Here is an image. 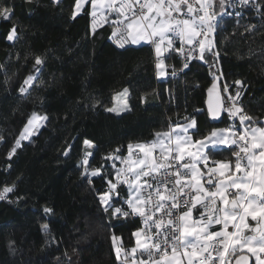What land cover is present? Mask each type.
Listing matches in <instances>:
<instances>
[{
    "label": "trees",
    "instance_id": "16d2710c",
    "mask_svg": "<svg viewBox=\"0 0 264 264\" xmlns=\"http://www.w3.org/2000/svg\"><path fill=\"white\" fill-rule=\"evenodd\" d=\"M257 2L264 5V0ZM74 3L0 0V6H14L11 21L0 19V136L6 141L0 143V187L16 181L8 197L12 203L0 201V264H117L111 235L122 237L125 247L134 245L131 233L140 226L139 217L109 223L97 193L80 175L83 169L77 164L85 139L97 146L87 149L94 152L89 171L103 165L102 171L114 174L113 161L102 157L117 147L123 156L129 142L151 141L155 132L183 123L185 116H194L201 132L228 126L225 115L222 122L205 123V91L213 79L208 64L194 59L179 76L159 81L151 45L117 47L109 39L111 23L101 25L93 35L88 4L73 20ZM226 8L232 13L219 19L213 34L221 53L217 64L223 73L221 86L243 81L245 111L264 119V12L253 4L239 5L238 0ZM215 11H221L218 3ZM13 23L20 38L9 41ZM249 25L255 30L246 32ZM36 56L46 59L40 73L44 84L21 96L18 89L33 71ZM166 61L179 65L173 54ZM126 87L131 91V112L105 111L115 106L114 95ZM234 90L235 85L232 94ZM142 94H149L143 103ZM94 99L100 101L95 110ZM33 111L47 114L46 125L7 159ZM69 145L70 154L65 156ZM231 151L225 148L214 158L228 159ZM93 184L100 192L106 188L100 177H94ZM121 195L127 196L126 186H121ZM44 206L53 208L54 214L46 216ZM43 224L49 225V233L41 231ZM9 241L15 242L14 252Z\"/></svg>",
    "mask_w": 264,
    "mask_h": 264
},
{
    "label": "snow or ice",
    "instance_id": "6c2138e0",
    "mask_svg": "<svg viewBox=\"0 0 264 264\" xmlns=\"http://www.w3.org/2000/svg\"><path fill=\"white\" fill-rule=\"evenodd\" d=\"M60 2L52 0L53 4ZM89 2L92 34L103 21L113 25L109 39L117 47L141 42L151 45L157 78L168 74L165 60L173 51L188 61L198 50V58L209 65L214 80L208 89L205 123L222 122L225 113L230 121L227 127L206 128L201 132L197 119L185 116L184 123L170 124L167 131L155 132L151 141L129 142L127 156H122V148L117 147L102 157L105 162L120 160L124 163L125 167L120 169L113 164L114 174L102 171L103 165L89 171L94 152L87 149L97 146L92 140L83 141L85 151L77 167L83 169L81 177L86 178L97 193L109 223L121 217H139L141 220V226L131 233L135 240L133 246L125 247L122 237L111 235L117 264H233V261L249 264L250 260L252 264H264V119L245 111L241 99L246 89L243 81L225 82L219 91L216 84L217 80L223 79V73L217 68L221 53L212 37L219 27L218 17L230 15L225 8L226 5L234 6V0ZM217 3L220 13L213 11ZM238 3L243 6L253 4L264 12V5L257 0H238ZM82 10H85V0H75L71 18L76 19ZM13 16L14 6H0V19L11 21ZM17 27L13 23L7 40L20 38ZM254 30L252 25L245 29L246 32ZM177 41L178 48L175 46ZM208 57L212 58L211 62ZM45 63V58L35 57L33 71L18 89L21 96L29 95L33 88L44 84L40 73ZM188 67L185 62L180 71ZM171 75H176L174 66ZM8 79L10 77L5 83ZM233 85L236 86L234 95ZM147 95H141L142 103ZM117 97L124 100L122 107H107L105 111L131 112L130 89L123 88L113 99ZM98 104L100 101L94 99L92 109L95 110ZM196 112L203 110L196 109ZM237 117L239 125L232 122ZM48 119L47 114L31 112L6 158L11 159L17 153L22 141L31 142V137L46 125ZM4 142L5 138L0 136V143ZM71 147L64 150L65 156L70 154ZM225 148L238 150L231 151L228 159H215L214 155ZM94 177L105 182L103 192L95 188ZM124 185L127 186L126 197L121 195ZM15 188L16 181L0 187V201L12 203L8 197ZM43 213L46 216L54 214V209L44 206ZM41 231L49 233V225L43 224ZM14 243L9 241L13 252Z\"/></svg>",
    "mask_w": 264,
    "mask_h": 264
},
{
    "label": "built area",
    "instance_id": "2783aa9c",
    "mask_svg": "<svg viewBox=\"0 0 264 264\" xmlns=\"http://www.w3.org/2000/svg\"><path fill=\"white\" fill-rule=\"evenodd\" d=\"M235 1V0H234ZM213 11H215V8L213 9ZM225 11L227 12V13H230V15H231V13L232 12H230V10L229 9H225ZM216 13H220V11H215ZM225 16H228V15H224V16H222V17H225ZM221 17H218V19H220ZM103 24H105V23H103V21H101V23H100V25L97 27V28H99L101 25H103ZM213 39H214V36L212 37ZM177 48L178 47H180V44H179V42L177 41V43H176V45H175ZM175 57H176V60L179 62V65H176L174 62H167V64H166V69H167V73H168V75L169 76H173V75H171V72H172V70H173V66H174V68H175V70H176V75L175 76H179L180 75V69L181 68H183V65H184V63L185 62H187L188 64L191 62V61H193L194 59H198V57H199V53H198V50H197V53H196V56L193 58V59H191V60H188V61H186L185 59H184V57H182V56H180V55H178L177 53H175L174 51H173V53H172ZM235 91V90H234ZM234 95V94H233ZM226 117H227V114L225 113L224 114ZM237 120H239V118L237 117V118H235L234 119V121H232V122H234L236 125H238L236 122H237ZM230 123V121L228 120V124ZM227 124V125H228ZM238 150V149H237ZM140 219V218H139ZM140 222V226H141V220L139 221ZM139 226V227H140Z\"/></svg>",
    "mask_w": 264,
    "mask_h": 264
},
{
    "label": "crops",
    "instance_id": "0c3cea01",
    "mask_svg": "<svg viewBox=\"0 0 264 264\" xmlns=\"http://www.w3.org/2000/svg\"><path fill=\"white\" fill-rule=\"evenodd\" d=\"M74 4H75V3H74ZM86 4H88V6H89V12H90V11H91V4H90L89 0H85V7H86ZM112 18H114V17H112ZM144 43H145V42H141V44H144ZM134 46H135V45H134ZM167 62H168V61L165 60V65L167 64ZM165 71H166V68H165ZM155 74H156V70H155ZM166 78H167V75H166L165 77H162V78H157V76H156V79L159 80V81H160V80H164V79H166ZM121 99H122V98H121ZM121 102H122V103L120 104V107H122V105H123V103H124V100L122 99ZM120 107H119V108H120ZM183 123H184V122H183ZM174 125H175V124H174ZM224 127H227V126L214 127V128H224ZM168 129H169V128H168ZM168 129H167V130H168ZM167 130H166V131H167ZM153 139H154V138H153ZM153 139H151V140H153ZM222 160H223V159H222ZM214 228H216V230H219L218 226H214ZM231 230H232V229L229 228V231H231ZM133 240H134V238H133ZM134 243H135V240H134ZM117 246H119V242L117 243ZM122 258H123V257H122Z\"/></svg>",
    "mask_w": 264,
    "mask_h": 264
},
{
    "label": "rangeland",
    "instance_id": "374dc122",
    "mask_svg": "<svg viewBox=\"0 0 264 264\" xmlns=\"http://www.w3.org/2000/svg\"><path fill=\"white\" fill-rule=\"evenodd\" d=\"M166 72H167V69H166ZM169 75L167 74V77H168ZM121 98L120 97H117L116 99H115V107H120V104L122 103L121 102ZM127 154H128V151H127V153L125 154V155H123V156H127ZM109 161H113V160H109ZM112 164H115V161H113L112 162ZM115 166L117 167V169H120V168H124L125 167V165H124V163H122L121 161H117L116 162V164H115ZM115 182V181H114ZM124 186H126V185H124ZM127 187V186H126Z\"/></svg>",
    "mask_w": 264,
    "mask_h": 264
},
{
    "label": "water",
    "instance_id": "95a60500",
    "mask_svg": "<svg viewBox=\"0 0 264 264\" xmlns=\"http://www.w3.org/2000/svg\"><path fill=\"white\" fill-rule=\"evenodd\" d=\"M211 84L207 87L206 91H205V95H206V98H205V107H206V110H207V101L209 100V93H208V89L210 87H212L213 83H214V80L212 79V81L210 82ZM216 84H217V91H219V88L221 87V83H220V80H217L216 81ZM215 95V93H214ZM233 264H235V261H233ZM249 264H252L251 260L249 261Z\"/></svg>",
    "mask_w": 264,
    "mask_h": 264
},
{
    "label": "bare ground",
    "instance_id": "6f19581e",
    "mask_svg": "<svg viewBox=\"0 0 264 264\" xmlns=\"http://www.w3.org/2000/svg\"><path fill=\"white\" fill-rule=\"evenodd\" d=\"M127 45H130V44H126L125 46H127ZM206 98V97H205ZM207 111V110H206Z\"/></svg>",
    "mask_w": 264,
    "mask_h": 264
}]
</instances>
